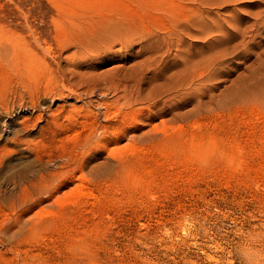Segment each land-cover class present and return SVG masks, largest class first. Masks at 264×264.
<instances>
[{
	"label": "rangeland",
	"instance_id": "obj_1",
	"mask_svg": "<svg viewBox=\"0 0 264 264\" xmlns=\"http://www.w3.org/2000/svg\"><path fill=\"white\" fill-rule=\"evenodd\" d=\"M251 2L0 0V264H264V27L174 94L156 92L182 60L208 58L214 37H192L189 60L170 39L139 53L136 38L178 14L198 32L203 18L240 27ZM112 14L138 26L127 49L62 53ZM14 48L24 59L8 63ZM130 74L143 99L131 112L112 90Z\"/></svg>",
	"mask_w": 264,
	"mask_h": 264
},
{
	"label": "bare ground",
	"instance_id": "obj_2",
	"mask_svg": "<svg viewBox=\"0 0 264 264\" xmlns=\"http://www.w3.org/2000/svg\"><path fill=\"white\" fill-rule=\"evenodd\" d=\"M192 1L198 2V3L201 2V4L199 3V5H201L202 7H206V6L221 7L224 4L226 6H230L229 4L236 3L239 0H222V1H220V0H218V1H216V0H192ZM251 1L252 2L249 3L250 7H252V8L254 7L257 10V12L252 13V14L249 13L248 17L244 19L245 21H248V23H245V21H244V25H241L240 27H238L234 23V19L232 17L224 16L223 19L215 17L212 21L214 26L212 28L208 29V26H207L208 19L203 18L204 22H203V26L201 28L205 29V31L204 32H198V30L195 28V27H197L198 22H196L195 20L193 22V20L188 19V15H184V14L179 15L178 14V15H173V17L171 16L172 22H170L168 20L169 21L168 23H166V21H165L164 24L161 26L159 25V27L158 26L156 27V25H155V27H154L156 30L154 32L155 35H151V34L148 35L147 34L148 38H146V36L136 37L139 39L138 43H140L141 41L143 42V43L141 42L142 46L140 45L141 48L139 49V53H142V54H143V52H146V54L147 53H149V54L155 53L156 48L154 49V48L149 47V46H153V44L157 45V43L160 42L161 40H162V42H164V41H167L169 39L171 41H170V44H166L167 47H169V49H171V48L173 49L175 47L178 52H181L180 51L181 47H184V51H185V47H186L185 45L189 40H191L192 37H194V38L197 37L200 40L204 39V40H206V43H208L209 42L208 38H210L209 36H212L214 38H213L211 44L217 45V48L212 50L208 54V58L201 57L200 60H198V61L195 60V58L190 59V57H192V55H191L192 51L191 50L189 51L190 48L187 51H185V55L188 54V56L186 58L188 60L190 59V61L185 62L184 60H182V63H183L182 69L174 70L175 74L172 72L173 75L175 76L174 77L175 80H173L172 82L170 81L168 83H164L162 85V88H159V90L156 92V94L178 93L181 89L186 88V87H190L191 84L196 79L197 80H201V79L202 80L203 79L208 80L213 75L215 69L217 67H219L220 65H222L228 57H230L231 55H236L238 52V49H239V45L235 42L236 39L237 38L240 39L239 37L242 38V36H244L246 34V32L254 34V33L258 32L260 28L264 27V0H251ZM91 13L92 12H90V14ZM208 15H209V12H208ZM114 17H115V14H112L111 18L110 17L108 18V17L103 16V15L98 16V18H99L98 20L100 21V23H96L95 25L91 24L90 29L82 30L83 33L79 32V35L71 34L70 40H68V42L63 41L64 43L61 42L59 44L62 53L67 50L68 44H69V46H72L75 44L74 46L77 49H79L81 51H86V52H87V50L91 51V48H93V50H96L97 53H98V51L104 52L103 50H107V53H111L112 49L116 45L121 46V48H123V49H127L133 40L132 38L133 37L135 38V36H136L135 34H137L139 31L138 26L136 27L135 24H134V26L130 25L127 21H124L123 19H120V18L116 19ZM143 33H144V31L142 32V35H143ZM194 38H192V39H194ZM67 39H68V37H67ZM34 43H35L37 48L41 47L40 39L38 37H34ZM38 50H40V49H38ZM18 51L21 52V49L20 50L19 49L17 50L15 48L12 49L11 52H12L13 56L12 55L10 57L7 56V62L8 63H12L16 58H19V57L21 58L23 56V55L22 56L20 55L22 52L19 53ZM45 52H49V49L46 50ZM32 53H33V51H30L29 55H31ZM75 56L80 57L81 54L76 51L74 53V55L71 56L69 59L74 60V58H76ZM82 58L83 57H81L80 59H82ZM22 59H24V58L22 57ZM145 60L146 61H144V62L142 61L143 62L141 64L142 66L145 65L146 63H147L146 65L148 66V62L151 63V59H148V60L145 59ZM26 64H27V60L25 61L24 65H26ZM148 68H150V67H148ZM181 71H183L185 73L184 77L182 76ZM140 74L142 75V73H140ZM131 75L132 74H130L127 77L122 76L121 80L117 83V85H114L112 87L113 89L111 88L113 91H117V93H118V98L115 100L116 101L115 103L123 101L122 106H125L127 109H129L128 111H130L133 104L136 105L140 101L143 100L141 98L140 92L137 93V96H133V95L131 96L130 95L132 92V88L130 85L133 84L135 81L132 78L134 75H132V76ZM134 78L137 79V81H139L138 78H140V77H139V75H137V77L134 76ZM64 83L65 82H62L63 88H65ZM120 86H121V88H118ZM119 91H120V93H119ZM71 92H72V98L74 99V101L79 102V103L85 102L86 105H88V103L90 102V99H88V98H90L91 95H94V92H92V90L90 92L72 90ZM121 92H122V94H121ZM101 96L102 95L99 94L98 97L101 98ZM86 101H87V103H86ZM100 102L96 103L97 108L104 109V112H106L107 111L106 107L108 106V108H109L110 105L106 104L103 101H100ZM22 109L24 112H26L28 109L30 111L35 110L33 108V106L32 107L24 106V107H22ZM22 109L19 108L18 110H22ZM99 113H101V112H99ZM102 114H104V113L102 112ZM127 114H129V113L127 112ZM4 124H5V122L2 124V128H5V127L7 128V126L4 127ZM106 144H108L107 141H106ZM41 178H39V180ZM34 186L36 187V184H34ZM35 187H33V188L36 189ZM27 191H29V187L24 188L23 190H21L20 193L21 194L27 193Z\"/></svg>",
	"mask_w": 264,
	"mask_h": 264
}]
</instances>
